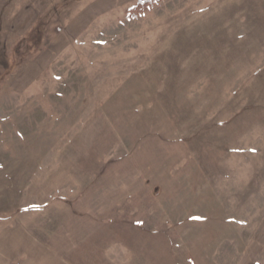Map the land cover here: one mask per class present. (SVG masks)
Instances as JSON below:
<instances>
[{"label": "rangeland", "instance_id": "rangeland-1", "mask_svg": "<svg viewBox=\"0 0 264 264\" xmlns=\"http://www.w3.org/2000/svg\"><path fill=\"white\" fill-rule=\"evenodd\" d=\"M0 0V264H264V0Z\"/></svg>", "mask_w": 264, "mask_h": 264}, {"label": "trees", "instance_id": "trees-1", "mask_svg": "<svg viewBox=\"0 0 264 264\" xmlns=\"http://www.w3.org/2000/svg\"><path fill=\"white\" fill-rule=\"evenodd\" d=\"M156 0H138L131 8H129L130 12L139 13L145 9L151 7Z\"/></svg>", "mask_w": 264, "mask_h": 264}]
</instances>
